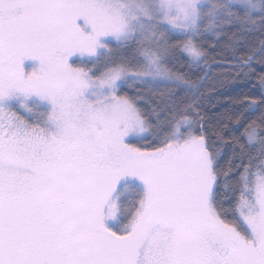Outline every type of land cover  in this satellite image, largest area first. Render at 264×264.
I'll list each match as a JSON object with an SVG mask.
<instances>
[{
    "label": "snow or ice",
    "instance_id": "snow-or-ice-1",
    "mask_svg": "<svg viewBox=\"0 0 264 264\" xmlns=\"http://www.w3.org/2000/svg\"><path fill=\"white\" fill-rule=\"evenodd\" d=\"M0 264H264V0H0Z\"/></svg>",
    "mask_w": 264,
    "mask_h": 264
},
{
    "label": "trees",
    "instance_id": "trees-1",
    "mask_svg": "<svg viewBox=\"0 0 264 264\" xmlns=\"http://www.w3.org/2000/svg\"><path fill=\"white\" fill-rule=\"evenodd\" d=\"M235 91H239V89L237 88V89H235Z\"/></svg>",
    "mask_w": 264,
    "mask_h": 264
}]
</instances>
